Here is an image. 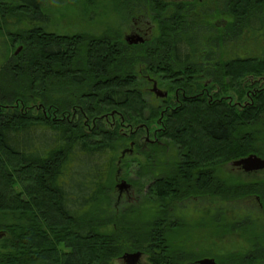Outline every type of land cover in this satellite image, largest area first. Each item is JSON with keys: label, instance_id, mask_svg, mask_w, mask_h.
Masks as SVG:
<instances>
[{"label": "trees", "instance_id": "16d2710c", "mask_svg": "<svg viewBox=\"0 0 264 264\" xmlns=\"http://www.w3.org/2000/svg\"><path fill=\"white\" fill-rule=\"evenodd\" d=\"M47 1L0 0L5 41L0 67V234L5 236L0 239V264H114L126 249L149 253L154 264H185L207 256L164 250V245L181 243L191 230L171 217V206L187 195H177L179 189L189 196L206 186L213 197L223 189L225 202L259 197L264 205V182L238 183L222 179L218 171L223 163L251 155L264 158V90L243 107L226 100L208 105L187 99L181 109L167 112L158 139L179 147V157L162 171V146L157 139L143 145V133L154 120L160 122L163 102L149 103L139 79L149 68L156 75L173 74L176 65H187L192 59L185 55L189 40L183 44L180 38L177 44L169 39V46L157 42L147 54L109 31L61 34L51 30ZM114 2L129 19L166 3ZM240 3L233 11L245 19L254 0ZM161 49H166L164 58ZM243 62L221 64L223 79H228L223 82L233 84L264 71V63ZM230 91L239 99L248 94L241 84L222 92ZM118 175L134 182L151 178L145 195L158 205L156 213L148 214L139 204L116 210ZM212 220L219 231L222 217ZM241 226L224 216L225 234L249 233ZM251 238L250 254L229 257L224 264L261 260L264 249L252 233Z\"/></svg>", "mask_w": 264, "mask_h": 264}, {"label": "rangeland", "instance_id": "374dc122", "mask_svg": "<svg viewBox=\"0 0 264 264\" xmlns=\"http://www.w3.org/2000/svg\"><path fill=\"white\" fill-rule=\"evenodd\" d=\"M92 1V2H90ZM227 0H204L203 4L196 9L195 15L197 17L204 16L208 17L206 10H210L211 18L213 17V24L207 27H199L194 32L193 46L199 53V57L204 56L207 53V57H213V59L224 62L230 60V58L236 57H249L260 55L264 56V31L256 33L252 36H241L239 39H229L225 37L224 46L219 41H214L220 34L217 29L224 27L228 20L227 14L225 13L222 3ZM169 2V1H168ZM198 3V1H197ZM225 4V3H224ZM46 11L50 14L54 26L51 28L54 32H59L66 35H102L105 31H109L113 37L120 38L124 42V38L127 34L131 33V29L134 28L135 23L139 26L146 23V20L141 19L137 14L136 17H127L126 11L118 7L114 0H48L44 2ZM198 8V7H197ZM224 11V12H223ZM155 14L153 13V17ZM117 32V35L114 33ZM110 35V36H111ZM153 39L159 38V33L155 32L152 36ZM220 44V45H219ZM5 41L0 36V67L3 63V54L5 53ZM21 48V47H16ZM151 74L152 78L162 79L164 75L157 74L153 70L146 71ZM140 90L145 93L148 102L157 104L158 100L153 95L152 85L143 78V75L139 79ZM216 86V84H214ZM162 89L167 90L171 88L169 80L164 79L161 81ZM216 88V87H215ZM172 91V90H171ZM210 96L213 95V101L215 100H226L234 105H240L243 107L245 103H248L250 99L248 97L239 99L235 92H222L221 89H215L211 87L208 91ZM170 109L176 107L175 104V91H172L169 95ZM159 119V118H158ZM154 120L150 124V140H155V132L158 131L159 126L157 120ZM261 129V126H260ZM147 133H143V142L145 141ZM150 141V142H151ZM164 143L165 152L162 153L160 158V167L162 171L168 170L169 163L178 159L179 149L171 142ZM142 163H146L144 159L140 160ZM220 177L222 179L232 178L233 181L238 183H255L256 181H264V172L257 174L246 175L238 168L229 164L222 165L218 168ZM132 172V171H130ZM124 174V172H123ZM135 172L131 173V177L134 178ZM125 177V176H124ZM118 175L116 179V190L113 194V198L116 202V210L120 211L130 205H138V207L149 211L151 215L156 213L158 205L154 201H150L145 195V189L151 183V178L146 177L138 182H134L131 177L125 179ZM125 181L130 187L128 189L120 190L117 188ZM140 183V185H138ZM139 186V187H138ZM140 192L141 195H140ZM211 213L208 215V210ZM117 211V212H118ZM171 212L175 213L171 217L180 219L181 223L189 227L191 230L188 235H184L182 242H185L183 247L188 250H195L198 254L205 253L208 257L216 259V263L224 264L227 258L240 257L241 259L254 249V242H252L251 233L255 235L259 243L264 246V209L260 207L259 203L255 198L241 199L238 201L221 202L218 197L211 199L205 198L200 200H189L185 203L175 202L171 206ZM220 214L222 219H227L228 222L241 223L243 227L249 229V233L245 231H238L235 233H227L221 235V229L219 231L214 229L216 220H212L213 216ZM212 217V218H211ZM213 225V226H212ZM241 226V227H242ZM243 228V229H245ZM245 232V233H244ZM178 244V243H177ZM262 247V246H261ZM264 248V247H263ZM136 251L126 249V254H135ZM149 253L143 254L142 264H150ZM238 259V258H237ZM224 260V262H223ZM233 261V260H232ZM234 263V262H233ZM237 264H246L244 260L236 261ZM114 264H123L121 261H116ZM186 264V263H185ZM256 264H264V257L261 258Z\"/></svg>", "mask_w": 264, "mask_h": 264}, {"label": "flooded vegetation", "instance_id": "af4514ba", "mask_svg": "<svg viewBox=\"0 0 264 264\" xmlns=\"http://www.w3.org/2000/svg\"><path fill=\"white\" fill-rule=\"evenodd\" d=\"M165 1L166 3H161L160 5L157 6L156 9H154V11L152 9H147L144 11V13L139 15L137 14L139 17L142 15L141 19L146 20V23H143L141 21L142 23L141 26H139L138 23H135L134 28L131 29V33L127 34L124 38V42L126 43L127 46L141 47L142 49L145 50L147 54L152 53L154 45L157 42L159 43V45L168 44L169 46L170 44L169 39H171L172 42L177 44L180 38L184 40L182 41L183 44L185 43L186 39L189 40L188 41L190 43V47L188 48L189 51L186 52L185 55H188L192 59L189 60V63H187V65H176L173 74H166L165 72H160V74L164 75L162 79H159L160 77L158 79L152 78L151 74L146 72L150 68L142 73L143 78L147 80L149 84L152 85V88L149 89V91H152L150 93L156 96V94L153 93L154 89H157L158 91L162 92L161 93L162 97L156 96L158 102L160 103L163 102V104L161 105L162 106L161 119L160 122L157 123L159 129L157 132H155V136H154L155 139H157L159 145L162 146V148H164L165 142L163 143L162 141L163 139L161 140L158 139V136L162 137L164 131L162 122L165 118V114L169 111L175 110V108L181 109L183 107L184 101H186L187 99L205 100L207 101L208 105H212L213 95L210 96L208 94V91L211 87H213L214 90L221 89V91H224V89L237 90L239 89V84H241L242 88L248 91L247 94L248 98L253 97L260 90H264V71H262L261 74L253 73L247 76L239 77L237 82L232 84V82L230 81L223 82V80H228V79H226L225 76L223 79V72L220 69L221 68L220 65L223 63H224V67L230 66V64H234L238 62L239 65H243L244 63L243 61L246 60H253L258 62V64L264 63V56L255 55L244 58L236 57V58H230V60L228 61L226 60L224 62L217 61L213 59V57L212 58L207 57L206 52L204 53V56L199 57L198 55L199 52L196 49H194L193 46L194 37L192 36L194 32L198 29V26L199 27L211 26L214 21L213 17L211 18L212 14L210 10H206L208 17L206 15L205 17L204 16L197 17L195 15L196 9H199V6L203 4L204 0H165ZM230 1L231 0H227L226 2L222 3L223 9L227 14L226 16L228 17V20L226 21V25H224V27H221L219 29H217L218 27H216V30H218L221 35H219L216 39H214V41H219L223 43V46H224L225 37L229 39L228 41H230L233 39H239L243 35L252 36L256 33H261L264 31V2L257 3V1L254 0V3H252L250 8L248 9L247 18L245 16V19H242L243 18L242 16H237L236 13H234L233 11V6L238 4L240 5L241 4L240 1L242 2V0H240L238 3H231ZM242 12L245 13L246 15L245 10H243ZM153 13L155 14V18L151 19L153 17ZM236 23H238V26L236 25ZM154 31L159 33L158 39L152 38ZM128 37L131 38L132 41L139 40V43L130 44L129 42H127ZM165 51L166 49H161V55H162L160 56L161 58H164ZM173 56H176V51L174 52ZM158 71H160V68H158ZM214 74L215 77H213ZM171 75L173 77H171ZM164 79L169 80V85H171V88L169 87L167 88V90H164L160 87L161 81ZM214 84H216V86H214ZM171 90L175 91L176 107L173 108L172 110H169L170 106L166 104V101L167 103L169 102V95L172 92ZM245 104L242 106H245ZM237 106L240 107L238 103ZM146 131H147L146 132L147 136H149V138L145 137L146 139L145 142L148 143L151 141L150 129L148 128ZM143 145L146 146L147 144L143 142ZM162 152H165V150L163 149ZM259 158L264 159L262 157ZM222 165H224V163ZM230 165L234 166V162L230 163ZM236 168H238V170H241L246 175H252V174H257L259 172H264V170L246 172L241 167H236ZM256 182H264V181H256ZM223 186H224V182H223ZM181 192H185L187 193V195L185 194L182 195V199H179L178 203H185L189 200H194V199L200 200L205 198H209V199L213 198L211 192V186H206L203 189H198L197 193H195L194 195L192 194L188 196V190L186 189L184 190L179 189V191L176 194L179 195ZM223 192L224 191L222 189V195L221 196L216 195L215 197H218L219 200L224 203ZM255 200L259 203L260 207L264 209V205L261 203V199L257 197L255 198ZM210 213L211 211L209 209L208 215ZM221 225H222L221 234L224 235V219L222 220ZM4 237H5L4 235H1L0 239ZM257 239L260 238L257 237ZM184 243L185 242L172 244L166 248L164 247L166 245L164 246L162 245V246L164 250L165 249L167 251L175 250L178 252V251L188 250L187 248L183 247L182 244ZM256 245L260 248L264 247L263 244L261 245L259 242L256 243ZM164 250H163V254H164ZM136 253H141L143 258L144 253L142 252H136ZM195 253L197 252L195 251ZM261 256L264 257V254H262ZM149 257H150L149 258L150 264H154L153 263L154 260L152 259V256L149 255ZM203 260H216V259L205 256L203 258H197L196 260H192L193 262L190 259L186 261V264H199V262ZM118 261H121L123 262V264H126L123 261V257H121V259H119ZM140 264H142V259L140 261ZM217 264L219 263L217 262Z\"/></svg>", "mask_w": 264, "mask_h": 264}, {"label": "water", "instance_id": "95a60500", "mask_svg": "<svg viewBox=\"0 0 264 264\" xmlns=\"http://www.w3.org/2000/svg\"><path fill=\"white\" fill-rule=\"evenodd\" d=\"M127 42H129L130 44H138L139 40H134L132 41L131 38H127ZM21 51V48L19 49V51L17 53H19ZM153 93L156 94V96L158 97H162L161 95V91H158L157 89L153 90ZM166 96V95H164ZM113 117V115H112ZM123 156H125V153L123 154ZM234 166L236 167H241L244 169V171L246 172H254V171H260V170H264V159L259 158L258 156L255 155H251L247 158L241 159L239 161L234 162ZM130 186L125 182L122 181V184L119 185L117 188L120 190V192H122L121 190H126L128 189ZM2 234H0L1 236ZM142 259V254L141 253H135V254H126L125 256H123V261L126 264H140V261ZM199 264H217L215 262V260H203L201 262H199Z\"/></svg>", "mask_w": 264, "mask_h": 264}]
</instances>
